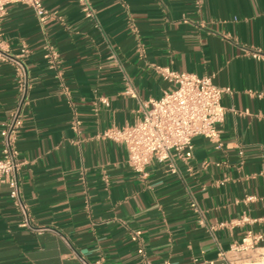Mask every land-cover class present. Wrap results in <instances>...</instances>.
Returning a JSON list of instances; mask_svg holds the SVG:
<instances>
[{
  "label": "crops",
  "instance_id": "obj_1",
  "mask_svg": "<svg viewBox=\"0 0 264 264\" xmlns=\"http://www.w3.org/2000/svg\"><path fill=\"white\" fill-rule=\"evenodd\" d=\"M41 2L43 23L12 3L0 26L12 55L25 50L21 103L13 65H0V132L18 105L20 196L32 223L20 225L0 184V264H264V239L231 249L248 230L264 234V60L250 55L264 49V0H89L92 17L76 0ZM158 67L229 90L218 139L195 136L189 157L172 151L142 178L102 133L172 89ZM1 145L0 135V155Z\"/></svg>",
  "mask_w": 264,
  "mask_h": 264
},
{
  "label": "built area",
  "instance_id": "obj_2",
  "mask_svg": "<svg viewBox=\"0 0 264 264\" xmlns=\"http://www.w3.org/2000/svg\"><path fill=\"white\" fill-rule=\"evenodd\" d=\"M87 17L93 16L89 0H76ZM20 3L31 7L38 20L43 23L48 14L41 0H0V26L9 4ZM25 50L12 55L7 44L0 37V65L10 62L15 71L18 84L19 101L25 98L27 90V70L22 59ZM252 58L264 60V49L250 51ZM46 58L51 66L57 63V53L49 47ZM161 76L173 83L172 89L164 91L158 98L148 99L141 107V117L132 124L123 127H111L103 131L102 137L123 144L127 152L129 167L142 178L146 177L147 165L156 160L163 162L171 152L183 157L191 155L195 136H203L211 140L218 139L217 125L223 120L225 107L221 104L223 89L215 85L212 76L198 75L186 71H176L169 67H158ZM128 92L133 94L128 88ZM102 103L108 105L105 97ZM22 123L20 107L17 105L11 112L6 126L1 130L0 184H7L9 195L19 210L21 226L32 227L27 206L20 196L18 172L20 162L16 148L17 132ZM241 154V152H240ZM248 199H254L253 196ZM250 221L248 217L237 219L236 223ZM234 223V222H232ZM43 229L35 228L40 232ZM264 239V234L248 230L241 242L231 245L233 251L241 252L255 249ZM143 264H149L144 261Z\"/></svg>",
  "mask_w": 264,
  "mask_h": 264
}]
</instances>
